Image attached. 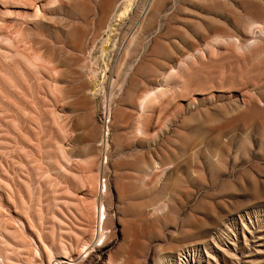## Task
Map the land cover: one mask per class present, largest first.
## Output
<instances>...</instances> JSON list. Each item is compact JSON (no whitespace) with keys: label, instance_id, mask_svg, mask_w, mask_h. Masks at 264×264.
I'll return each instance as SVG.
<instances>
[{"label":"rangeland","instance_id":"rangeland-1","mask_svg":"<svg viewBox=\"0 0 264 264\" xmlns=\"http://www.w3.org/2000/svg\"><path fill=\"white\" fill-rule=\"evenodd\" d=\"M148 1L0 0V264H264V0Z\"/></svg>","mask_w":264,"mask_h":264},{"label":"bare ground","instance_id":"bare-ground-1","mask_svg":"<svg viewBox=\"0 0 264 264\" xmlns=\"http://www.w3.org/2000/svg\"><path fill=\"white\" fill-rule=\"evenodd\" d=\"M130 0H124V4H123V8L124 9L128 3H129ZM132 1V0H131ZM153 2V1H152ZM147 5H151V0H149L147 2ZM153 6V5H152ZM148 7V8H149ZM152 8V7H151ZM149 8V9H151ZM254 28H258L262 31V29L264 28V25L262 24H255L254 25ZM259 30V31H260ZM260 31V32H261ZM116 32V27L115 26H111V34L108 36V38H106L103 42V49L104 52H106L108 50V47H109V44H111L113 42V34ZM129 43L125 44V50L122 51V53L120 54V57L121 56H128L129 53H130V50H129ZM115 46V44H114ZM115 48V47H114ZM253 48V47H252ZM174 72V69L171 70L169 73H168V76H170L171 74H173ZM96 93V92H95ZM154 92H148L147 94H145L143 97H141V99L139 100V105L141 107H144L145 105H147V102H149V99L152 100L151 96L153 95L154 96ZM143 111V110H142ZM150 163V161H149ZM161 163V162H157L155 160L151 161V163L149 165H144L143 167V170L145 171V175H147L148 171L147 169H149L150 167L151 168H156L158 167V164ZM142 165V164H141ZM170 168V167H169ZM160 169V168H159ZM150 170V169H149ZM164 173V172H163ZM167 174V173H166ZM162 175V174H161ZM148 187H146L145 189L147 190ZM150 190V189H149ZM149 190L145 191V193H143L144 190H142V194L138 193V195H135L136 193L133 194V196L131 197L130 199V203L128 204V211H130L131 213H133L135 211V213H139L140 211L142 212L143 209H145L146 213L150 216V215H157V217L159 215H166V212H168L170 209L169 206H170V201L171 199H166L165 201H163L162 203H159L158 201H156L155 199L151 200L152 203H149V204H139V205H135V202L134 200L139 198L140 196L139 195H143V194H147V192L149 193ZM151 191V190H150ZM143 197V196H142ZM141 198V197H140ZM172 198V197H171ZM134 199V200H132ZM176 199V198H175ZM171 207V206H170ZM137 211V212H136ZM170 213V212H169ZM168 214V213H167ZM103 232V231H102ZM103 236V235H102ZM188 256H190L191 258V248H185L184 250H181L180 252H178L177 254H171V255H167L165 257H163L162 259L158 260L156 264H187V259H188ZM70 260V259H69Z\"/></svg>","mask_w":264,"mask_h":264},{"label":"built area","instance_id":"built-area-1","mask_svg":"<svg viewBox=\"0 0 264 264\" xmlns=\"http://www.w3.org/2000/svg\"><path fill=\"white\" fill-rule=\"evenodd\" d=\"M104 184H105V178H104V176H102V177H101V187H103Z\"/></svg>","mask_w":264,"mask_h":264}]
</instances>
